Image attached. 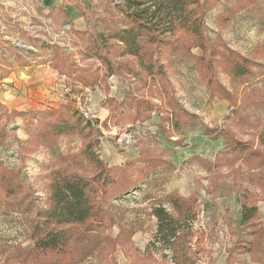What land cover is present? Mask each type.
Returning a JSON list of instances; mask_svg holds the SVG:
<instances>
[{
	"label": "rangeland",
	"instance_id": "1",
	"mask_svg": "<svg viewBox=\"0 0 264 264\" xmlns=\"http://www.w3.org/2000/svg\"><path fill=\"white\" fill-rule=\"evenodd\" d=\"M13 2L0 0V264L17 248H32V220L47 208L51 173L64 165L59 156L81 159L87 144L72 135L40 146L39 135H51L59 119L76 123L70 120L76 116L91 123L95 151L108 167L130 166L139 179L137 170L161 165L106 205L98 232L109 244L91 237L89 246L72 245L80 264H264V109L244 103L249 88L264 87V51H257L264 44V0H201L210 41L261 64L249 86L218 62L212 86L195 59L181 62L168 52L158 60L165 75L154 80L113 38L127 26L120 0H103L82 33L37 26L40 16L26 0L16 1L15 12ZM192 53L202 55L200 48ZM220 86L228 98L215 93ZM169 100L191 118H178ZM139 101L154 103L153 111L138 113ZM246 146L250 151L241 150ZM72 171L93 174L84 163ZM119 173L122 181L129 174ZM174 192L193 200L196 217L171 248L157 239L153 209L163 204L175 215L165 202ZM242 204L257 209L248 223Z\"/></svg>",
	"mask_w": 264,
	"mask_h": 264
},
{
	"label": "trees",
	"instance_id": "2",
	"mask_svg": "<svg viewBox=\"0 0 264 264\" xmlns=\"http://www.w3.org/2000/svg\"><path fill=\"white\" fill-rule=\"evenodd\" d=\"M120 1L123 2L121 11L127 26L126 29L115 32L113 38L123 44L125 53L137 59L143 71L151 75L154 80L165 75L164 64L159 63L158 60L166 52L180 55L181 62H185L187 58L195 59L203 81L212 86L218 81L217 62L223 67V71L230 74L240 86H249L257 76L256 67L261 64H256L229 48L221 50V45L212 43L207 37L203 20L206 2L201 0ZM193 48H200L202 55L193 54ZM257 51L259 53L264 51V44L257 48ZM108 66L109 72H113L110 62ZM214 91L222 99L230 96L221 86ZM167 95L169 98L170 95L168 93ZM226 95L228 97H225ZM169 101V104L174 107L172 112L176 113L178 118L190 117V114L180 112L174 103ZM231 102L236 105L237 99L231 98ZM244 103L247 107L251 105L257 109H264V87L249 88ZM153 104L149 102L147 105L144 101H139L136 103L138 113L152 112ZM234 113H238L237 108ZM240 118L246 117L240 116ZM73 119H77L76 123L60 119L57 125L51 123L53 128L51 135L40 134L39 145H50L49 140H55L59 136L79 135L87 139V144L80 153L81 159L79 156H59V160L64 165L51 173L47 208L39 209L36 219L32 220V248L27 250L19 247L17 249L21 250L17 251L15 249V253L7 256L5 264H13V262L17 264H80L83 258L73 255V250H70L72 245L84 243L89 246L95 241H90L91 237L95 239L98 237L109 244L110 241L106 237H101L103 232H98L104 224L103 219L106 218V205L137 189L161 166L151 163L142 170H137L139 179L134 178L132 171L129 172L130 166L108 167L95 151L97 137H94L95 130L91 127V123L83 124L79 116L72 117L70 120ZM204 129L209 133L213 131L209 128ZM85 133H87L86 136ZM244 148L241 150L250 151L248 146ZM256 156H259L258 152ZM83 163L91 170L93 169L92 176L72 171L73 166L83 165ZM120 169L121 173L126 171L129 173L123 181L118 179L121 177ZM165 202L177 215L169 212L163 204L153 209V215L158 220L157 239L174 248L186 224L195 219L196 212L191 210L192 199H184L175 192L167 195ZM241 212L243 221L248 223L255 217L257 209L242 204ZM88 249L89 251H84L87 255L93 251V247Z\"/></svg>",
	"mask_w": 264,
	"mask_h": 264
},
{
	"label": "crops",
	"instance_id": "3",
	"mask_svg": "<svg viewBox=\"0 0 264 264\" xmlns=\"http://www.w3.org/2000/svg\"><path fill=\"white\" fill-rule=\"evenodd\" d=\"M16 1L14 0L11 11L15 12ZM103 0H26V8L40 17L41 24L45 28L72 27L79 33L84 32L91 25L90 15L99 10ZM4 3H0L2 11ZM9 10L7 7L5 8ZM17 21V20H16ZM2 24L0 20V25ZM4 26V24H3ZM31 26H34L32 24ZM36 26V25H35ZM38 86V84L36 85ZM39 87V86H38Z\"/></svg>",
	"mask_w": 264,
	"mask_h": 264
}]
</instances>
